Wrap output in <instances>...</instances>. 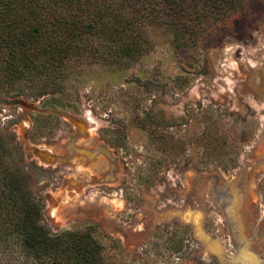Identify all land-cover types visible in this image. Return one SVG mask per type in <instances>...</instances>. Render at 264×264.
Wrapping results in <instances>:
<instances>
[{"label": "rangeland", "instance_id": "374dc122", "mask_svg": "<svg viewBox=\"0 0 264 264\" xmlns=\"http://www.w3.org/2000/svg\"><path fill=\"white\" fill-rule=\"evenodd\" d=\"M145 33L126 67L89 57L60 95H0L42 222L91 229L107 264H264V0L188 49Z\"/></svg>", "mask_w": 264, "mask_h": 264}, {"label": "trees", "instance_id": "16d2710c", "mask_svg": "<svg viewBox=\"0 0 264 264\" xmlns=\"http://www.w3.org/2000/svg\"><path fill=\"white\" fill-rule=\"evenodd\" d=\"M244 2L0 0V95H60L72 69L89 57L126 67L146 50L147 26L164 27L176 48L188 49L206 32L226 27ZM22 159L0 131V246L15 244L34 264H107L91 229L53 232L42 222L34 178L40 167L26 169Z\"/></svg>", "mask_w": 264, "mask_h": 264}, {"label": "bare ground", "instance_id": "6f19581e", "mask_svg": "<svg viewBox=\"0 0 264 264\" xmlns=\"http://www.w3.org/2000/svg\"><path fill=\"white\" fill-rule=\"evenodd\" d=\"M246 260H247V258H246ZM257 263V262H256Z\"/></svg>", "mask_w": 264, "mask_h": 264}]
</instances>
